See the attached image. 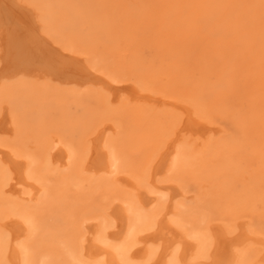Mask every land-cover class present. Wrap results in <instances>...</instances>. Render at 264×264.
I'll list each match as a JSON object with an SVG mask.
<instances>
[{
    "label": "bare ground",
    "instance_id": "1",
    "mask_svg": "<svg viewBox=\"0 0 264 264\" xmlns=\"http://www.w3.org/2000/svg\"><path fill=\"white\" fill-rule=\"evenodd\" d=\"M19 3L20 1L17 2V0H0V85L4 86L14 81H29L31 85L40 83L48 85L60 97L61 109L66 113L69 112V107L64 101L65 89H70L73 94L81 97L86 94L88 98L99 95V90L105 89L108 97L101 98L102 103L107 107L113 108L127 101L122 105L125 112L133 109L135 105L138 107L137 105L142 104L154 105L156 111L150 112L151 110L148 109V112L147 107L142 105L146 108L142 110H140L141 107L138 108L141 117L137 112L133 113L135 117H139L136 118L137 120L140 118L145 120H142L143 124L148 122V129L151 125L149 143L152 144V151L141 156L139 153L140 157L132 154L130 148L126 146L127 129L125 133L122 130L119 137H115L116 139H113L114 137L110 139V130L113 128L110 126L112 125H103L97 129L88 139L84 149L80 150L70 143H61L54 137L45 162V159L39 160L34 154L23 153L24 151L22 152L17 147L0 142V264H55L56 262L59 264V260L60 262L62 260V264H264V174L260 177L255 174V177L259 179L247 183L242 193L236 191V184L232 183L220 185L216 190H206L205 183L211 185L210 182L216 181L218 175H223L222 172L235 170L240 164V158L230 148L229 151L226 147L217 145L213 139L217 132L215 126L192 116L193 108L197 109L200 101L191 97L194 99L187 103L186 99L175 100L176 95L155 97L135 89L128 85L129 83L124 84V81L118 80L117 77L108 75L110 71L108 74H99L96 68L85 64V59L78 53L79 51L76 52L77 48L68 47L65 43L62 44L64 47L60 46L59 38L56 39L57 42L50 32L49 34L47 31L44 32V28L39 33V24L37 25L35 21L34 9H30L26 4L23 5L22 2ZM50 29L54 28L50 27ZM255 76H257L256 80L258 77L261 79L260 76ZM260 79H258L259 85L261 84ZM253 80L246 81L249 83L247 87ZM134 84L132 85L136 86ZM251 88L249 90H252ZM157 91H160V95L164 93L162 90ZM256 92L260 91L256 89ZM250 93L249 95H254ZM256 94L254 96H257ZM260 95L263 94L260 93ZM201 102L199 107H202L203 102ZM235 106L237 107L238 104ZM157 107H167L166 116H171L172 121L176 119L177 130L174 128L176 132L171 138L168 135L173 129L172 121L169 120L172 126L165 139L166 136L162 134L163 129L159 125L160 119L157 113L161 109ZM39 109L40 117L34 119L44 123V106L40 105ZM58 116L59 114L54 115L55 118ZM120 116L123 117V115ZM114 118L116 119L115 116ZM216 118H219L218 115ZM230 118L231 116H229V121ZM18 119L17 112L13 113L10 108L0 105V137L12 138L14 127L16 128L19 124ZM121 120L119 121L121 124L118 123L120 125L123 123ZM115 123L117 124V121ZM231 123L233 122L230 121V125ZM253 123L256 124L252 121V126ZM233 126L234 129L233 127L231 129L233 132L237 131L238 136L245 134L246 124L236 123L235 120ZM54 129L57 131L56 128ZM252 130L257 131L254 128ZM250 131L246 132L250 134ZM248 138L250 139V136ZM38 142L36 141V145ZM223 142L225 143V140ZM138 144L139 142L134 147L138 148ZM251 153L253 152L250 151ZM260 156L262 168H264V153ZM178 170L183 173L181 181L178 182L175 179V184L159 183L162 174ZM179 172L173 174L174 177L180 174ZM52 177L62 183L63 187H69L72 183H86L88 188L95 186L99 190L119 194L114 199L105 198L101 216L92 221L81 222L78 232L69 241L67 240L68 242L63 243L62 248L59 246L61 248L60 259L53 258L55 254L52 256L46 252L48 246L46 247L44 243L46 247L44 250L41 243L45 227L51 229L44 220V211L51 204L49 199L54 195L49 179ZM235 177L237 180V176ZM242 182L240 183L243 185L246 181ZM183 187L191 189L190 193L195 195L194 208H189L187 203L180 201L179 198L187 192L181 190Z\"/></svg>",
    "mask_w": 264,
    "mask_h": 264
},
{
    "label": "rangeland",
    "instance_id": "2",
    "mask_svg": "<svg viewBox=\"0 0 264 264\" xmlns=\"http://www.w3.org/2000/svg\"><path fill=\"white\" fill-rule=\"evenodd\" d=\"M19 1L23 5L26 4L30 9H34L35 21H37V25L39 24V33L45 29L44 32H50L53 39L59 38L60 42L56 41L60 46L65 43L68 47L74 46L77 48L76 52L79 51L78 53L85 59V64L96 68L99 74H108L110 71L108 75L114 78L117 77L118 80L124 81V84L127 85L129 83L128 85H131L135 89L155 97L166 95L174 97L176 95L174 97L176 98L175 100L186 99L188 102H185L190 103L192 99L196 98L198 102L207 103L204 105L201 102L202 107H199V102L198 107L202 109L199 110L198 107L197 109L193 108L192 112H194L192 116L207 121L213 127L215 126L217 132L214 134L216 137L213 136L214 141H216L217 145L235 152L238 158H240V164L236 167V169L238 168L237 170L226 171V173L222 172L223 175H218L216 181L210 182L211 185L205 183L206 190H216L220 185H230L232 183L236 184V191L242 193L247 183L259 179L255 177V174L259 177L261 174H264L260 156V154L264 153V123H262L264 122V0H17V2ZM50 27L54 29L51 30ZM85 52L88 54H84ZM88 61L95 64H90ZM255 75L260 76L261 79L258 77L256 80L257 76ZM258 79H260V85L258 84ZM249 80H253L250 83L252 85L247 87L249 83H246V81ZM133 82L136 83L134 84ZM141 84L142 86H140ZM150 86L154 90L153 88H149ZM260 86H263V89ZM254 87L256 88L254 89ZM250 88L252 90H249ZM256 89L260 91L256 92L257 94L255 93ZM104 90L100 89L99 95L88 98L86 94L82 93L81 97L73 94L70 89H65L63 92L65 99H63L69 107V112L66 113L61 109L60 97L48 85L42 83L31 85L29 81H14L8 82L4 86L0 85V105L10 108L13 113L17 112L19 115V119L17 120L19 124L16 128L14 127L12 138L0 137V142L17 147L22 152L24 151L23 153L34 154L39 160L45 159V162L55 138L61 143H70L80 150L84 149L88 139L97 129H100L103 125H112L110 126L113 127L112 130L115 129L113 131L110 130V139L113 137V139H116L122 130L125 133L127 129L125 133L127 137L125 138L128 143L126 141V146L130 148L131 153L137 157L148 153V151L151 153L152 144L149 143L151 125L148 126V129V122H144V126L142 123L143 119L141 120L140 118L141 121L137 119L140 116V110L147 107L146 111L149 109V111L151 110L150 112H155L156 107L149 104L150 109L148 104H142L146 106L144 108L142 105H137L138 107L135 105L133 109L128 110L131 112L126 111V114L122 105L125 102L127 103V101L113 106L114 109L102 103L101 97H108L107 90ZM157 90H162V93L164 92L165 94L160 95V91ZM247 91L249 93L252 92L250 94H256L258 97L261 93L263 97L260 95L259 100L257 96L253 95V97ZM178 96L180 99H177ZM234 103L238 104V106L236 107ZM40 105L44 106V123L35 120L40 117ZM225 105H228L227 108ZM256 105L258 107L260 105L261 108L259 107L258 109ZM233 106L234 108H232ZM139 107H141L140 110H138ZM166 108L159 107L158 109H163L165 112ZM161 110H158L157 113L159 115H157L160 119L159 125L163 129L162 134L167 139V135L173 124V129H171L173 132L170 131L168 135L171 138L177 130L176 119L172 121L171 116H166L167 113ZM208 110L211 114H207ZM134 112H137L138 116L135 117ZM232 112L235 113L232 114ZM253 112L260 114L259 117L257 118L258 114L256 113V115ZM55 114H59L58 118L54 117ZM213 114L216 115L214 116ZM120 115L127 118H121ZM217 115L219 118H216ZM229 116H231V122L234 123L236 120V123L241 122V124L247 125L245 126V134L238 136L239 134H236L237 131L233 132L234 126L233 123L230 125ZM119 119H122V125H120ZM244 119L246 120L244 121ZM261 119L262 121H260ZM115 121H117V124ZM252 121L256 123V126L254 123L252 126ZM117 125L121 127L119 128ZM52 128H56L59 132L55 131V129L52 130ZM253 128L257 131L252 130ZM246 131H250V134ZM113 132L115 135H112ZM227 136L232 137H229L232 139L231 143ZM237 136L240 138V141L243 139L241 141L243 143L238 140ZM249 136L250 139H253L250 140ZM36 141L40 142L36 145ZM253 141H255V144ZM138 142V148H135L136 146L134 147V145ZM235 146L236 148H234ZM238 146L241 148L239 149ZM139 147L141 148L140 150ZM233 148L234 150H232ZM237 149H239L238 153ZM250 151L253 153L250 154ZM139 153L140 156H138ZM243 169L246 170L245 174ZM177 172L179 170L162 174L163 176H160L159 183L175 184V179L178 182L181 181L183 173L180 170V174H176L174 177L173 174ZM235 176H237V180ZM247 176H252L253 178H248ZM49 179L51 188L53 187L52 192H54L52 198H54L49 199L51 204L45 208L44 220L47 221L46 223L50 225L51 229L45 227L41 243L44 250L48 246V251L45 250L46 252L52 256L55 254L53 258L60 259L59 251L62 248V244L68 242L78 232L81 222L92 221L94 218L100 217L103 212L104 199L108 197L114 199L119 194L116 192L110 193L103 189L99 190L95 186L88 188L86 183H72L69 187H63L62 183H59L55 178ZM242 181L246 182L242 185ZM181 190L187 191V194L185 193L183 197L181 196L179 198L180 201L184 204L187 203L186 205H189V208H194L196 198L193 193H190L191 189L183 187ZM87 214L90 215L88 216ZM65 224L68 225L66 226ZM44 243L46 247L43 245ZM53 244H57L58 247L57 245L56 247L55 245L53 246ZM52 246L55 247V250ZM58 263L62 264V260L61 262L59 260Z\"/></svg>",
    "mask_w": 264,
    "mask_h": 264
}]
</instances>
